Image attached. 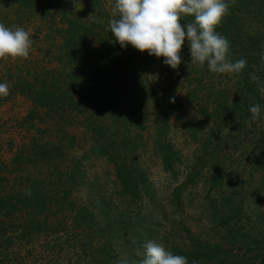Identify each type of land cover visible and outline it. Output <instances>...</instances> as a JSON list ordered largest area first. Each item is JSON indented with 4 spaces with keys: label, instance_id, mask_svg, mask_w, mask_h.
I'll return each instance as SVG.
<instances>
[{
    "label": "rangeland",
    "instance_id": "obj_1",
    "mask_svg": "<svg viewBox=\"0 0 264 264\" xmlns=\"http://www.w3.org/2000/svg\"><path fill=\"white\" fill-rule=\"evenodd\" d=\"M36 3L44 16L51 3L57 22L62 12L76 14V27L116 42L108 28L111 19L119 18L112 14L115 0ZM228 12L223 22L232 37L247 27L264 33V0H235ZM120 50L139 73L133 108L124 116L137 140L140 195L131 200L121 191L112 162L94 151L93 138L75 114L46 117L24 96L12 94L0 102V163L10 161L13 150L28 145L30 137L37 138L36 128H46L44 137L50 135L56 146L33 148L35 156L17 162L37 164L43 172L53 164L45 176L58 177L68 193L47 213L25 216L18 205L10 210L5 219L11 224L0 232V264H139L149 240L167 250L206 242L221 256L213 264H230L232 255L239 264H264V68L255 72L259 99L254 100L233 74L217 75L206 64L192 66L187 40L177 70L131 45ZM45 51L36 54L41 62L47 61ZM254 104L260 105L261 118L249 125ZM157 124L177 158L174 174L161 166L154 145ZM10 178L4 194L17 190ZM80 212L89 213L99 227L91 221L79 226L86 222L82 215L73 218Z\"/></svg>",
    "mask_w": 264,
    "mask_h": 264
},
{
    "label": "trees",
    "instance_id": "obj_2",
    "mask_svg": "<svg viewBox=\"0 0 264 264\" xmlns=\"http://www.w3.org/2000/svg\"><path fill=\"white\" fill-rule=\"evenodd\" d=\"M22 1L25 2L0 0V23L6 27H23L31 34L32 40L27 59H0V83L11 85L10 94L0 98V102L12 94H18L28 99L32 110H38L40 115L43 112L44 116L49 117L64 111L75 114L79 124L93 138L94 151L105 155L112 162L121 191L131 200L138 198L143 184L137 162V140L130 135L129 121L125 120L124 114L133 108L131 101L135 100L133 94L139 73L133 69L129 57L122 55L120 44L113 41L111 36L101 37L98 32H87L76 27L75 22H79L76 14L62 12L63 20L57 22L51 3L47 4V14L44 16L36 0H28V6ZM193 19V15L185 16L184 21L192 22ZM228 29L229 24L222 21V26H218L216 31L230 42V59L233 62L241 58L247 61V67L241 73L233 74L236 83L254 100L259 99L257 83L252 77L258 69L264 68V63H259V55L264 50V33L258 27H247L232 37L227 33ZM44 40L46 44H41ZM41 50H46L48 55L45 62H41L36 55ZM36 130L39 131L37 138L30 137L28 145L21 144L13 150L10 161L0 163V232L11 224L5 218L15 205H18V209L24 208L25 216L39 215L53 211L52 207L55 208L59 200L63 202L68 193L58 177L45 176L47 168L51 174L53 164L43 172L37 164L17 162L35 156L33 148L42 150L56 146L55 140H49L50 135L44 137L46 128ZM154 145L161 166L173 173L177 158L164 136L162 125L157 124L155 127ZM9 176L17 190L4 194V183ZM26 189L31 190L30 197L25 195ZM81 215L86 222H79V226H88V221H91L93 226L99 227L89 213L80 212L73 218L77 219ZM230 217L229 214L225 215L226 222L230 221ZM170 251L175 255L186 256L189 264L193 261L196 264H213L221 257L217 248L202 241L186 248L174 246ZM231 261L230 264L240 263L233 255Z\"/></svg>",
    "mask_w": 264,
    "mask_h": 264
},
{
    "label": "clouds",
    "instance_id": "obj_3",
    "mask_svg": "<svg viewBox=\"0 0 264 264\" xmlns=\"http://www.w3.org/2000/svg\"><path fill=\"white\" fill-rule=\"evenodd\" d=\"M235 0H231L234 4ZM228 0H115L113 16L108 24L109 31L121 48L131 45L134 49L157 58L177 70L182 63L180 52L187 40L190 48V64L203 69L205 64L210 72L219 74H239L247 67L243 58L233 62L230 59V42L216 31L229 14ZM185 15H193L192 22L181 24ZM31 34L23 27H6L0 23V59H27L32 47ZM264 62V53L261 54ZM254 80L258 79L253 75ZM11 85L0 83V98L10 94ZM172 102L174 98H172ZM252 121L261 118V107L254 104L249 108ZM25 195L31 196L26 189ZM145 256L139 264H189L184 255H175L170 250L152 240L147 241ZM118 264H129L127 260ZM192 264H196L195 261Z\"/></svg>",
    "mask_w": 264,
    "mask_h": 264
}]
</instances>
